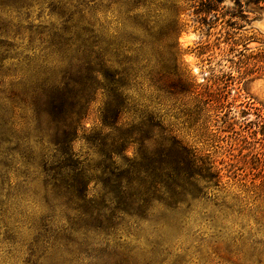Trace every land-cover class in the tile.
Masks as SVG:
<instances>
[{
	"label": "rangeland",
	"instance_id": "374dc122",
	"mask_svg": "<svg viewBox=\"0 0 264 264\" xmlns=\"http://www.w3.org/2000/svg\"><path fill=\"white\" fill-rule=\"evenodd\" d=\"M203 1L179 4L177 36L165 12L0 5V264H264V63L236 65L264 53V12L236 0L231 41ZM177 79L223 80V108L191 113ZM172 139L202 168H180L181 190ZM124 171L144 202L114 199Z\"/></svg>",
	"mask_w": 264,
	"mask_h": 264
},
{
	"label": "trees",
	"instance_id": "16d2710c",
	"mask_svg": "<svg viewBox=\"0 0 264 264\" xmlns=\"http://www.w3.org/2000/svg\"><path fill=\"white\" fill-rule=\"evenodd\" d=\"M41 1V0H0V5H4L6 7H30L31 3ZM225 0H205L201 2L198 6H190L194 7V14L199 15L201 14L203 17L209 16V24L205 23V20L202 19V24L207 25V29H210L212 23H222L224 18H227L225 24L229 27L232 31L230 32L231 41L234 40V36L237 34L236 31L241 30L240 26H237V21H242L243 18V10L241 6L237 3L236 0H233L232 7L223 6ZM46 4H48L52 10L51 12L56 11L57 15L62 18L72 19L75 15H81L83 17V12H80L79 6H84L85 10H88L89 15H95V13L100 10V12H108L112 7H125V12L127 14L135 13L140 9L147 10V16L155 21L162 19V12L166 14V22L167 28L173 30L175 35L177 36L180 32L178 30V25L180 20L181 14H183L184 9L179 6L180 3H184L185 0H44ZM88 2V3H87ZM252 4L256 6L260 11L264 12V0H253ZM237 26V27H236ZM228 35V34H227ZM247 51L244 49L237 53L238 62L236 63L237 67L243 68L244 75H250L253 72V65L249 67L250 63L257 61V58L260 62L264 63V53L260 56H252L251 54L246 55ZM215 84H217V89L212 92H208L207 88H204V91H200L197 87H193L189 83H184L181 79H177L175 81V87L173 89L176 94H182L183 97L188 98L189 103H191V113H196L199 110H204L206 106H210L214 110H220L223 108V101L221 99V95L225 93L226 85L223 80L217 79ZM223 96V95H222ZM58 99H56L57 102ZM63 101L61 97L58 100V106L61 105ZM57 104V103H56ZM54 108L53 110H55ZM123 151V150H122ZM174 156L175 161L171 162V165L174 168H169L168 166L164 165L165 172L168 171L165 176L170 181L174 187V189H180L181 186L179 185L180 177L184 176L185 174L180 172V168L184 170L190 171L192 168L198 166L201 170V166L196 165L194 160L187 158L186 149L177 141L172 139V143L170 144V148L168 150V157ZM157 161L158 164L162 165L158 159L154 158L153 161ZM152 161V162H153ZM172 161V158H171ZM177 167V168H175ZM158 168H152V177H158L159 175ZM164 171V170H163ZM131 173L129 171H124L121 180L125 179V186L124 188H120L117 186L116 188L121 190L122 192L118 193L114 197V199L120 203H123L125 199L128 200H135L144 202L149 195L147 192H139L135 187V194L134 195H127V192H131V188L134 185V180L131 179L128 174ZM144 174V173H143ZM190 174V173H189ZM141 175V174H140ZM146 176V175H144ZM191 177V175H189ZM188 177V175H187ZM141 180V179H140ZM139 181V179H137ZM136 181V182H137ZM142 181V180H141ZM144 182V181H143ZM146 183V182H145ZM141 186V182L139 183ZM86 185L84 182L83 186ZM87 186V185H86ZM134 196V197H133ZM133 197V198H131Z\"/></svg>",
	"mask_w": 264,
	"mask_h": 264
},
{
	"label": "bare ground",
	"instance_id": "6f19581e",
	"mask_svg": "<svg viewBox=\"0 0 264 264\" xmlns=\"http://www.w3.org/2000/svg\"><path fill=\"white\" fill-rule=\"evenodd\" d=\"M193 71H194V72H196V69H195V68H193Z\"/></svg>",
	"mask_w": 264,
	"mask_h": 264
}]
</instances>
